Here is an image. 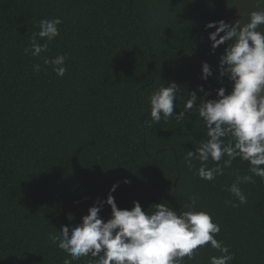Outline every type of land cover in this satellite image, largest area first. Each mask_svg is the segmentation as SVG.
<instances>
[{
  "label": "trees",
  "instance_id": "1",
  "mask_svg": "<svg viewBox=\"0 0 264 264\" xmlns=\"http://www.w3.org/2000/svg\"><path fill=\"white\" fill-rule=\"evenodd\" d=\"M232 3L0 0V264H89L91 256L72 260L48 234L79 223L117 181L112 195L120 209L138 201L149 213L159 203L182 212L196 197V210L220 225L215 238L229 247L230 264H264V179L241 184L248 202L239 204L225 189L236 175L249 174L247 162L238 157L214 181L196 175L199 161L185 166L187 151L206 139L198 113L158 124L149 115V96L162 84L182 89L176 113L199 85L208 99L221 86L231 91L227 77L218 78L226 45L212 50L208 33L215 29L205 24L232 23ZM260 9L264 3L252 0L241 24ZM57 17L60 34L48 50L25 55L40 20ZM59 55L66 58L63 77L44 64ZM202 62L213 70L207 81ZM197 96L199 103L204 93ZM110 215L105 204L100 216ZM213 255L219 253L206 245L182 264H209Z\"/></svg>",
  "mask_w": 264,
  "mask_h": 264
},
{
  "label": "clouds",
  "instance_id": "2",
  "mask_svg": "<svg viewBox=\"0 0 264 264\" xmlns=\"http://www.w3.org/2000/svg\"><path fill=\"white\" fill-rule=\"evenodd\" d=\"M62 22L58 17L41 19L30 47L24 49L25 55L36 57L46 52L49 43L59 36L58 26ZM261 25H264V9L251 11L244 24L239 19L233 23L219 20L205 24V30L215 29L208 33L211 49L226 45L218 59V78L227 77L231 82L230 92L221 86L215 90V98L208 99L211 93L199 85L188 94L178 113L174 112V106L182 96L177 95L182 89L175 82L162 84L149 96L153 123L158 124L161 119L179 122L186 113H198L206 129V139L194 151H187L184 163L193 169V161H199L196 175L200 179L214 181L238 157L247 162L249 174L236 175L235 181L225 189L239 204L248 202L240 185L255 183L254 177L264 179V32L258 30ZM37 37L44 43H39ZM65 59L64 55L45 58L44 64L51 65L53 72L63 77L67 71ZM35 70L40 71V66L36 65ZM201 70L203 80L213 76L207 62H202ZM197 91L204 93L199 103ZM209 161L214 166L209 167ZM123 182L130 183L126 178ZM119 183L111 186L106 199L98 198L79 223L62 226L59 233H49L50 242L72 260L91 256L93 260L89 264H182L184 257L193 259L196 250L206 245L219 253L209 258V264H230L234 259L229 247L215 238L220 225L207 211L196 210V197H190V204L185 205L187 210L182 212L159 203L149 213L142 210L138 201H133L131 209H120L112 195ZM227 203L238 206L232 201ZM105 204L111 208L106 221L100 216ZM68 219L73 217L70 215ZM64 264L71 261L65 259Z\"/></svg>",
  "mask_w": 264,
  "mask_h": 264
},
{
  "label": "rangeland",
  "instance_id": "3",
  "mask_svg": "<svg viewBox=\"0 0 264 264\" xmlns=\"http://www.w3.org/2000/svg\"><path fill=\"white\" fill-rule=\"evenodd\" d=\"M252 0H233L232 5L229 8V14L232 23L237 19L241 21L242 14L245 10L249 9Z\"/></svg>",
  "mask_w": 264,
  "mask_h": 264
}]
</instances>
